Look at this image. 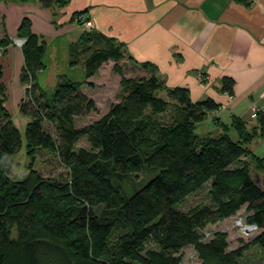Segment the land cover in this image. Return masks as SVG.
Returning a JSON list of instances; mask_svg holds the SVG:
<instances>
[{
  "label": "trees",
  "instance_id": "1",
  "mask_svg": "<svg viewBox=\"0 0 264 264\" xmlns=\"http://www.w3.org/2000/svg\"><path fill=\"white\" fill-rule=\"evenodd\" d=\"M236 1L251 4V0ZM41 2L45 7H64L70 0ZM77 14L91 19L85 11ZM17 37L26 40L21 71L25 98L19 110L31 117L27 148L56 152L68 177H44L33 162L27 178L11 177L23 140L7 106L9 89L1 56L12 42L3 37L0 264H182L188 246L195 249L193 264H260L243 261V256L253 246L264 252V188L251 173L252 163L264 169V159L250 149L254 140L264 139V112L252 128L234 117L231 124L220 123L218 136L200 135L198 125L220 104L211 98L194 102L188 88L169 87L149 63L134 62L148 70L147 75L126 77L119 66L127 57L124 45L95 30H84L71 45V65L83 66L84 79L62 76L48 97L39 83V75L47 68V41L33 32L29 18L21 22ZM111 61L121 76L119 100L98 120L79 128V117L98 111L84 84ZM234 87L235 80L226 76L220 90L234 95ZM168 113L171 120L165 123L160 116ZM47 122L55 125L57 137L46 129ZM232 130L237 140L230 136ZM84 137L91 147L77 148ZM144 168L159 172L142 188L126 195L116 186L115 180L125 181ZM206 186L209 204L178 209L179 203ZM100 205L106 208L102 214L95 211ZM244 208L246 218L239 215ZM233 217L256 224L258 231L249 241L241 240L240 246L229 249L228 232L205 229ZM118 227L125 230L114 243Z\"/></svg>",
  "mask_w": 264,
  "mask_h": 264
},
{
  "label": "crops",
  "instance_id": "2",
  "mask_svg": "<svg viewBox=\"0 0 264 264\" xmlns=\"http://www.w3.org/2000/svg\"><path fill=\"white\" fill-rule=\"evenodd\" d=\"M81 11L93 20L95 31L124 45L129 60L155 66L169 87L188 88L194 102L211 98L220 104L201 125L211 120L221 133L220 123L231 124L234 117L251 128L257 124L251 115L255 106L264 112V0L250 5L236 0H70L64 7H45L41 0H0V36H16L29 18L33 32L48 44L49 65L42 76L55 64V43L62 42L71 59V45L84 33L72 16ZM6 63L5 79L12 76L9 84L17 93L13 100L21 102L23 50L15 47ZM226 76L235 80L234 95L220 90ZM250 149L264 159L263 138ZM251 173L264 188V169L252 163Z\"/></svg>",
  "mask_w": 264,
  "mask_h": 264
},
{
  "label": "rangeland",
  "instance_id": "3",
  "mask_svg": "<svg viewBox=\"0 0 264 264\" xmlns=\"http://www.w3.org/2000/svg\"><path fill=\"white\" fill-rule=\"evenodd\" d=\"M77 13V12H76ZM77 15L72 16V21H74L76 24L78 23L76 21ZM83 27L84 25H79ZM94 29L95 30V23H94ZM90 30V31H92ZM3 37H9L11 39V44L8 46V53L6 55H2V61L5 65V69L7 66V60L11 53H13L14 48H23V45L25 43V39L19 38L16 36L11 37L7 34L4 36H0V39ZM48 45V44H47ZM65 46L62 42H57L53 46V56L55 57V64L53 63V68L51 71H47L45 75L41 74L39 75V83L43 87V89L46 91L48 97H52L54 92L56 91V88L58 86V83L60 81V77H68L73 80H82L84 79V73H83V66L81 64L73 66L71 65V60H67L64 53ZM23 50V49H22ZM46 61V60H45ZM47 64V62H46ZM49 65V64H47ZM52 65V64H50ZM115 62L111 61L109 63L104 64L100 69L98 74L87 80L84 84L85 91L88 93L89 96H92L95 98L98 111L93 112L88 116L79 117L77 119V127H84L87 125H90L91 123L98 120L102 115H104L110 105L112 103L118 102L119 95H120V80L121 76L116 73L114 70ZM119 66L122 68L123 73L126 77L129 78H139L145 74V71L143 69L138 68L134 62L129 60V58L125 57L120 63ZM8 69V68H7ZM11 73H14V70L12 69ZM11 79L13 80L12 76ZM5 79L8 89H9V100L7 103L8 109L13 114V120L15 123V126L20 130L23 140L22 148L17 152V154L14 157L15 160V166L13 168V172L11 174V177L14 180H22L28 177L30 173V164L33 162V167L38 170L44 177L49 178H61V179H67L68 177V169L65 165L60 163L58 157L56 156V152L48 149H41V150H28L27 148V126L29 122L31 121V117L24 115L20 113V103L19 101H14V97L16 96V91L14 92V88L12 85L9 84V82H12V80ZM90 83H93V85H90ZM25 90V86H24ZM162 96H165L162 94ZM166 97V96H165ZM24 99V98H23ZM22 99V100H23ZM253 113V111H252ZM252 117V116H251ZM160 119L167 123L171 120L170 113L161 115ZM254 119V118H252ZM258 119V118H257ZM45 127L48 131H50L52 134L55 135V137L58 136V132L56 131L55 125L51 123H46ZM216 130L215 124L210 120L205 122L203 125H199L197 128V132L200 135H208L212 134L214 136H218L220 133ZM231 136L233 139L236 138L237 134L235 131L231 133ZM90 148L91 144L89 143L87 137L82 138L78 144L77 148ZM159 169H146L144 168L143 171L140 173L132 174L128 177L125 181H119L115 180L116 186L126 195H130L135 189L142 188L151 178H153L156 174H158ZM255 175V174H254ZM256 178V176H255ZM261 179V178H260ZM259 180V179H258ZM260 182L263 184V181L260 180ZM210 203V197L208 193V186L203 188L202 190L198 191L197 193L189 196L185 201L178 204V209L188 211L191 208L197 206V205H205ZM106 210L105 205H100L95 208L96 213L102 214ZM241 216L245 217L247 216V212L245 208L240 212ZM235 218H230L226 221H222L216 224L209 225L205 231H226L228 232L229 238V249H235L238 246L241 245V240L249 241L251 238L254 237L253 233L249 234H243L239 228L235 225ZM123 227H118L116 229L115 234L113 235V242L115 243L119 236L124 232ZM14 236H16V232L14 231ZM184 259L182 264H193V262L196 260V253L193 246H188L183 250ZM243 261L247 262H258L260 264H264V252L258 247L253 246L249 250H247L243 256Z\"/></svg>",
  "mask_w": 264,
  "mask_h": 264
},
{
  "label": "built area",
  "instance_id": "4",
  "mask_svg": "<svg viewBox=\"0 0 264 264\" xmlns=\"http://www.w3.org/2000/svg\"><path fill=\"white\" fill-rule=\"evenodd\" d=\"M76 21H81L83 22L84 28L87 31H90L92 29H94V22L92 19L89 20H85L83 18V16L77 17ZM262 112V110L260 108H257L256 106L253 108V113H252V118L257 119L259 116V113ZM235 225L239 228V230L243 233V234H249V233H253V232H257L258 231V226L254 223H248L245 222L241 217L237 218L235 221Z\"/></svg>",
  "mask_w": 264,
  "mask_h": 264
}]
</instances>
